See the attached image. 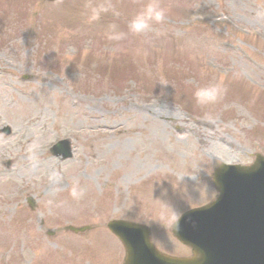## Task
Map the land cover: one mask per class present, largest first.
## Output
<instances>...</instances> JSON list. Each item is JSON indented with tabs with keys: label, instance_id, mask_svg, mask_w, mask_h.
Masks as SVG:
<instances>
[{
	"label": "rangeland",
	"instance_id": "374dc122",
	"mask_svg": "<svg viewBox=\"0 0 264 264\" xmlns=\"http://www.w3.org/2000/svg\"><path fill=\"white\" fill-rule=\"evenodd\" d=\"M128 1L110 0L120 15L89 22V0H0V127L12 129L0 135V264H110L120 254L111 219L146 222L157 246L183 253L168 228L211 200V169L264 155V0H161L163 23L107 40L146 2ZM222 12L247 32L207 15ZM214 80L222 99L197 105L194 88ZM63 137L68 160L45 152Z\"/></svg>",
	"mask_w": 264,
	"mask_h": 264
},
{
	"label": "water",
	"instance_id": "95a60500",
	"mask_svg": "<svg viewBox=\"0 0 264 264\" xmlns=\"http://www.w3.org/2000/svg\"><path fill=\"white\" fill-rule=\"evenodd\" d=\"M262 163L258 157L255 165L248 169H235L231 173L228 167L218 169L215 185L220 191L219 201L186 214L176 224L174 233L182 242L194 248L195 257L191 260L172 261V258L158 254L151 247L144 230L139 227L124 223L111 225L110 228L124 242L126 264H264ZM233 178L246 182V197L242 196L238 182H230L235 180ZM229 186L234 193L228 196ZM233 198L234 203L229 205L228 200ZM225 225L238 244L225 246Z\"/></svg>",
	"mask_w": 264,
	"mask_h": 264
},
{
	"label": "clouds",
	"instance_id": "9594fccd",
	"mask_svg": "<svg viewBox=\"0 0 264 264\" xmlns=\"http://www.w3.org/2000/svg\"><path fill=\"white\" fill-rule=\"evenodd\" d=\"M86 14L89 22L100 20L102 15L111 13L113 16H119L120 12L110 2L89 3L85 5ZM168 10L163 6L161 0H146V2L131 16L127 23V32L118 29L116 24H111L106 31V39L109 41H121L131 33L140 35L152 30L154 24H161L165 21ZM223 81H210L207 84L197 86L192 92L194 102L201 106L216 104L225 93ZM206 116L210 115L205 113ZM61 191L57 189V192ZM86 189L79 186V182L72 187L70 195L73 199L80 200L84 197Z\"/></svg>",
	"mask_w": 264,
	"mask_h": 264
}]
</instances>
